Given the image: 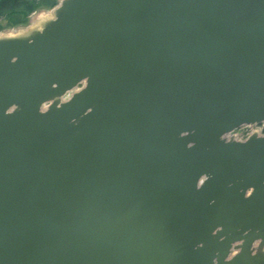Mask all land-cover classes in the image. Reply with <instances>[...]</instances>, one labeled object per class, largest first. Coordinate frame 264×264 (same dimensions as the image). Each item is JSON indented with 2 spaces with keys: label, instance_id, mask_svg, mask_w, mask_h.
Wrapping results in <instances>:
<instances>
[{
  "label": "water",
  "instance_id": "95a60500",
  "mask_svg": "<svg viewBox=\"0 0 264 264\" xmlns=\"http://www.w3.org/2000/svg\"><path fill=\"white\" fill-rule=\"evenodd\" d=\"M258 124L264 0H61L0 34V264H264Z\"/></svg>",
  "mask_w": 264,
  "mask_h": 264
},
{
  "label": "rangeland",
  "instance_id": "374dc122",
  "mask_svg": "<svg viewBox=\"0 0 264 264\" xmlns=\"http://www.w3.org/2000/svg\"><path fill=\"white\" fill-rule=\"evenodd\" d=\"M58 3L61 0H56ZM57 5V4H56ZM55 6L38 9L32 15L26 18L25 22H16L17 16H7L0 21V34H22L32 29L40 28L42 24L52 16V11ZM262 126H242L235 131V135L240 139H246L254 130H261Z\"/></svg>",
  "mask_w": 264,
  "mask_h": 264
},
{
  "label": "trees",
  "instance_id": "16d2710c",
  "mask_svg": "<svg viewBox=\"0 0 264 264\" xmlns=\"http://www.w3.org/2000/svg\"><path fill=\"white\" fill-rule=\"evenodd\" d=\"M56 4V0H0V21L7 16H17L16 22H25L27 17L43 6Z\"/></svg>",
  "mask_w": 264,
  "mask_h": 264
},
{
  "label": "built area",
  "instance_id": "2783aa9c",
  "mask_svg": "<svg viewBox=\"0 0 264 264\" xmlns=\"http://www.w3.org/2000/svg\"><path fill=\"white\" fill-rule=\"evenodd\" d=\"M260 132H264V126L262 127V129L260 130Z\"/></svg>",
  "mask_w": 264,
  "mask_h": 264
}]
</instances>
